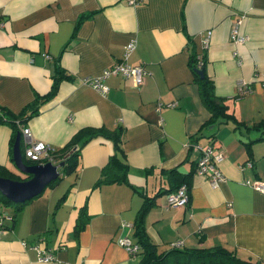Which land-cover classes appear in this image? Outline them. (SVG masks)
I'll return each mask as SVG.
<instances>
[{"label": "crops", "instance_id": "0c3cea01", "mask_svg": "<svg viewBox=\"0 0 264 264\" xmlns=\"http://www.w3.org/2000/svg\"><path fill=\"white\" fill-rule=\"evenodd\" d=\"M240 15L238 26L247 39L235 43L230 29ZM130 39L135 47L128 61L143 64L148 72L143 83L111 74L103 79L108 86L103 94L85 82L118 61ZM191 49L204 55L215 93L236 118L264 124V0H0V107L18 112L36 93L48 91L59 65L68 76L19 125L56 148L81 127L121 125L128 180L136 186H93L112 147L104 137L91 138L80 150L75 175L64 174L45 187L14 221L6 217L0 264H44L30 247L38 241L61 264H136L139 256L117 237L132 238L141 190L151 195L168 187L165 171L172 167L193 169L200 152L193 142L211 143L223 153L222 177L212 186L206 175L192 172L182 207L167 205L165 193L157 196L145 217L151 240L161 249L176 239L181 247L222 245L264 264V193L244 182L264 176V138L257 139L259 128L205 123L210 112L188 64ZM240 81L250 88L237 94ZM171 101L173 106L157 107ZM12 131L0 122V164L18 172ZM24 144L21 132L20 150ZM248 158L253 166L240 167ZM84 204L89 218L74 234Z\"/></svg>", "mask_w": 264, "mask_h": 264}, {"label": "trees", "instance_id": "16d2710c", "mask_svg": "<svg viewBox=\"0 0 264 264\" xmlns=\"http://www.w3.org/2000/svg\"><path fill=\"white\" fill-rule=\"evenodd\" d=\"M205 61L204 55H197L194 50H190L188 64L191 68L193 78L197 83L199 96L204 106L210 112L209 118L205 121V123L212 124L215 122H231L234 128H259L261 134L257 137V139H263L264 124L262 121L249 125L240 119H237L236 116L228 109V106L225 103V98L215 93L213 79L205 71ZM199 68L203 70V75H200L197 72V69ZM67 76V73H65L64 70L61 69L59 65H57L55 67V72L52 75L53 81L48 91L43 94L36 93L33 99L18 112H13L3 106L0 107V122L9 123L13 130L10 139L11 152L15 134L24 126L22 124L19 125V122L25 118H28L32 114L37 113L40 104L49 99V97L55 92L59 80ZM248 88L250 87L248 86ZM122 131L123 127L119 124L115 125L111 129L106 128L105 126H84L77 129L64 145L58 148L55 147L51 152L52 161L59 162L63 160V163L60 167L59 175L55 179L51 180L46 185V187L56 184L62 178L63 174L75 175L77 173L76 168L82 146L91 138L101 136L111 141L112 150L109 153L106 161L101 165L99 175L93 186L96 187L102 183L124 182L136 189V186L130 183L128 180L129 164L127 163L125 152L121 144ZM252 141L253 139H248L245 141L247 150H250V143ZM210 145L213 146L211 143ZM21 152L22 159L25 163L36 162L35 160L26 157L23 153V149H21ZM248 162H250V165H248ZM243 165L244 166L241 164L240 167H252V159H246V161L243 162ZM195 171L196 163L193 165V169H190L188 172L184 173L178 171L176 167H172L171 169L165 171V174H167L166 179L169 184L168 187L158 189L151 195L146 194L143 190L140 191L142 195V203L138 208L132 222L130 223L132 228L131 239L139 245V250L134 253L135 255L139 256V260L136 264H261L258 259L253 260L249 258H241L236 255L233 250H229L222 245L181 247V244L175 245L172 244V241L167 247L161 249L156 242L151 240L146 230L145 217L150 207L155 204L156 197L162 193L166 194L173 191L181 183H185L187 186H189L188 183L190 175ZM0 176L9 177L12 179H25L29 177V175L26 173L21 176L17 172L10 171L2 164H0ZM255 179H264V176ZM41 193L23 201H13L0 192V229L6 226L4 224L6 217H8L7 220L14 221L16 218V213L30 199L40 195ZM63 199L64 195L59 197L57 204ZM5 208L8 210L5 211ZM88 218L89 214L87 213L86 205L84 204L78 209L73 230L74 234L78 233L79 229L84 225ZM38 242L41 243V241ZM43 245L46 246L45 244Z\"/></svg>", "mask_w": 264, "mask_h": 264}, {"label": "built area", "instance_id": "2783aa9c", "mask_svg": "<svg viewBox=\"0 0 264 264\" xmlns=\"http://www.w3.org/2000/svg\"><path fill=\"white\" fill-rule=\"evenodd\" d=\"M231 26L230 38L233 42H243L247 39V35L239 29L238 23L242 20V15L239 16ZM207 36L210 34V30L206 32ZM206 39V38H205ZM206 43V40H204ZM135 47V39H130L124 46L121 58L118 61L113 62L108 67L102 70V73L94 77H86L84 80L92 87L105 94L108 91V86L103 83V79L111 74L120 73L122 76L129 78L134 85L139 86L143 83L146 74L148 73L143 64L141 63H130L128 61V56L132 49ZM201 62V61H200ZM249 88L246 82L240 81L237 86V94H242L248 91ZM175 103L173 101L167 103H159L158 108H162L164 105L173 106ZM21 132L24 135L25 144L23 148V153L26 157L35 160V163H43L47 160H51V152L55 147L49 143L34 138L31 134L30 129L27 126L21 128ZM196 148H199L200 152L196 159V173L206 175L212 186H215L218 180L222 177V172L219 168V163L223 159V153L215 149L211 145H206L201 147L196 142L193 143ZM250 165V162H248ZM242 166H244L242 164ZM246 184L250 185L256 190L264 192V179H246L244 181ZM166 204L171 206H184L189 200L188 186L185 183H181L171 192L165 194ZM8 215V214H7ZM1 224V219H0ZM117 242L123 245L126 250L134 254L139 250L138 243L134 242L131 238L127 236L117 237ZM182 243L181 239H177L172 242V244L180 245ZM34 248L39 261L44 264H61L59 259L54 254L53 250L47 246L41 245L39 242H35L30 245ZM63 264H82L81 262H70L64 261Z\"/></svg>", "mask_w": 264, "mask_h": 264}, {"label": "water", "instance_id": "95a60500", "mask_svg": "<svg viewBox=\"0 0 264 264\" xmlns=\"http://www.w3.org/2000/svg\"><path fill=\"white\" fill-rule=\"evenodd\" d=\"M203 75L202 69H197ZM21 132L17 131L12 144V159L17 169L29 175L25 179H12L0 176V192L13 201H23L43 191L46 185L60 173L63 160L43 163H25L19 146Z\"/></svg>", "mask_w": 264, "mask_h": 264}, {"label": "rangeland", "instance_id": "374dc122", "mask_svg": "<svg viewBox=\"0 0 264 264\" xmlns=\"http://www.w3.org/2000/svg\"><path fill=\"white\" fill-rule=\"evenodd\" d=\"M240 83V82H239ZM18 174H20L21 176L24 174L23 172H21L20 170H18L17 172ZM64 175V174H63Z\"/></svg>", "mask_w": 264, "mask_h": 264}]
</instances>
